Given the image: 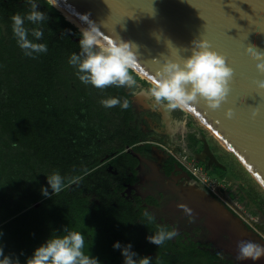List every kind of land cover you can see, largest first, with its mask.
Listing matches in <instances>:
<instances>
[{
	"label": "trees",
	"instance_id": "16d2710c",
	"mask_svg": "<svg viewBox=\"0 0 264 264\" xmlns=\"http://www.w3.org/2000/svg\"><path fill=\"white\" fill-rule=\"evenodd\" d=\"M38 3L50 20L43 25V39L36 42L46 43L48 52L33 59L18 47L11 27V16L27 12L29 6L25 0H0V245L4 254L24 264L25 232L37 248L51 235H63L68 226L84 234L86 254L100 264H124L121 250L113 248L117 241L132 245L138 254L134 259L147 256L152 264H186L165 248L172 241L159 247L147 240L159 227L140 218L134 204L123 196L125 185L137 182L136 159L125 152L140 137L132 126L131 102L120 111L122 116L116 113L107 122L96 109V91L76 86L85 93L84 100L71 92L76 91L78 77L68 60L80 52L79 41L74 40L81 38L80 31L47 0ZM131 74L141 80L133 70ZM107 91L114 94L111 97L130 98L125 87L109 86ZM116 107L119 113L121 108ZM107 155L113 157L103 163ZM109 166L117 173H110ZM54 172L65 178V187L48 198L41 189L52 193L47 176ZM189 251L184 258L194 261L188 264H217L218 257L198 251L195 244Z\"/></svg>",
	"mask_w": 264,
	"mask_h": 264
},
{
	"label": "rangeland",
	"instance_id": "374dc122",
	"mask_svg": "<svg viewBox=\"0 0 264 264\" xmlns=\"http://www.w3.org/2000/svg\"><path fill=\"white\" fill-rule=\"evenodd\" d=\"M140 79L137 80L135 87H125L126 93L131 97V106L135 115L132 126L143 140L137 147L144 148L141 153L134 149L126 151L136 159L137 182L133 185H125L123 191L125 199L134 204L140 218L146 220L144 214L149 213L155 218L153 226L177 231V235L169 240L172 242H168L165 248L173 253L172 256L181 257L183 263L194 261L184 258L190 254V246L193 244L198 246L203 242L204 248H208L210 253L218 252L230 256L225 260L218 257L217 262L221 261L220 264H264L262 257L257 261L237 258V246L240 241L235 231V221H237L242 230L251 234L253 242L264 245V189L238 159L222 147L190 113H187L188 117L185 118L184 130L177 132L175 136L171 137L154 128H146L150 120L160 124L163 113L149 108H138L133 104L137 93L148 92L150 88L149 81L142 77ZM74 81L75 87L86 86L78 78ZM86 87L92 88L99 94L96 109L101 111L104 120L110 122L116 113L122 116V108L118 113L117 107L105 108L100 103L101 99L114 95L111 91L107 89L99 91L91 85ZM77 90L79 89L76 87V91L72 89L71 92L75 93L78 99L84 100L85 93ZM194 130L196 133L190 134ZM205 146H208L217 158L221 165V174L213 170V165L206 157L201 158L205 153ZM111 158V155L106 156L102 162H109ZM108 171L117 173L113 166H109ZM38 205L35 204L33 207ZM224 209L228 210L236 220L221 222ZM30 238L31 235H26V232L23 234L27 258L36 249L31 244ZM256 238L259 239L258 242ZM2 244L6 245L5 242ZM230 259L234 261L231 262Z\"/></svg>",
	"mask_w": 264,
	"mask_h": 264
},
{
	"label": "water",
	"instance_id": "95a60500",
	"mask_svg": "<svg viewBox=\"0 0 264 264\" xmlns=\"http://www.w3.org/2000/svg\"><path fill=\"white\" fill-rule=\"evenodd\" d=\"M54 1L83 27L88 25L80 16L87 14L105 35L119 34L122 39L139 45V59L133 71L149 80L160 67L157 61L163 62L162 53L178 58L174 48L169 52L166 40L180 48L182 56L191 55L183 48H191L194 39L208 40L212 50L224 55L234 69L231 92L219 109H210L201 99L188 112L264 189V112L260 117H252L256 107L264 106V91L255 84L256 80H264V74L259 73L257 61L246 51L249 45L264 50V0ZM155 35L161 36V40L157 41ZM229 108L236 113L233 119L225 116ZM173 115L182 120L186 113L176 109ZM127 150L131 148L127 147ZM204 157L209 163L220 166L208 146H205Z\"/></svg>",
	"mask_w": 264,
	"mask_h": 264
},
{
	"label": "clouds",
	"instance_id": "9594fccd",
	"mask_svg": "<svg viewBox=\"0 0 264 264\" xmlns=\"http://www.w3.org/2000/svg\"><path fill=\"white\" fill-rule=\"evenodd\" d=\"M29 10L25 13H16L11 16L12 32L18 47L23 54L29 58H37L48 52L46 43H38L44 37L43 25L50 20L45 11H40L38 0H25ZM54 5V0H48ZM80 19L88 27L80 28V52L73 53L68 63L76 70L78 79L84 85H91L98 90L104 91L109 86L133 88L137 80L131 74L139 59V45L132 41L122 39L119 34L115 36L105 35L100 26L85 14ZM28 24L34 27H28ZM63 36V35H62ZM29 37H32L30 39ZM157 41L161 36H156ZM169 52L174 48L177 59L161 54V60L157 62L160 67L155 75L149 80L150 88L148 95L152 100L151 108L162 110L167 114L173 110H191L193 105L203 99L207 106L216 110L227 102L231 92V81L234 69L227 63L226 57L212 50L210 42L206 39H194L191 48H183L184 52L191 55H180L171 40L165 41ZM171 45V48L169 47ZM246 51L253 60L257 61L256 68L259 73L264 74V50L254 45H249ZM256 87L264 91V80H256ZM101 105L105 108L119 106L122 109L130 107L127 98L108 97L101 99ZM264 112V106H258L252 112V117H260ZM228 119L236 116L234 109L229 108L225 112ZM48 184L52 189H41L43 196L51 198L64 190L65 178L54 172L47 176ZM185 211H189L185 209ZM148 223H153L155 218L145 213ZM63 235H51L49 239L34 250L27 258L26 264H100L98 258L90 253L86 254V240L82 232L64 227ZM3 233L0 232V237ZM177 235L176 230H168L159 227L158 230L147 237V240L159 247L164 246L169 240ZM238 259L257 261L264 257V245L242 240L238 243ZM114 249L121 250L124 264H152L151 257L134 259L138 254L132 251V245H121L119 241L113 244ZM23 253H21L22 255ZM0 264H21L19 258L13 255H5L3 245H0Z\"/></svg>",
	"mask_w": 264,
	"mask_h": 264
},
{
	"label": "bare ground",
	"instance_id": "6f19581e",
	"mask_svg": "<svg viewBox=\"0 0 264 264\" xmlns=\"http://www.w3.org/2000/svg\"><path fill=\"white\" fill-rule=\"evenodd\" d=\"M54 5L65 15V17L67 18V20H69L72 24H74L75 26H77V28L80 30L81 27H83L82 25H80L77 21H75L71 15L66 12L63 8L59 7L56 2L54 1ZM139 76L142 77L143 79L149 81V79H147L145 76H143V74H140L138 72ZM134 104L138 107V108H149L154 110L153 108H151V103L152 100L148 95V92H141V93H137L134 97ZM159 112H162V122L159 123H153L151 120L148 124V126H145L146 128H154L156 129L158 132H165L168 135L175 136L177 132H181L184 130L185 126H186V119L188 117L187 113H190L188 111L184 112L186 113L184 119L179 120L178 118H176L173 115V111L169 112L167 114V117H165V114L162 110H157ZM224 147V146H222ZM225 148V147H224ZM226 149V148H225ZM227 150V149H226ZM201 158H204V154L201 155ZM204 160V159H203ZM227 220H236L234 219L233 215L228 211V210H222V215H221V222L227 221ZM236 222L235 225V231L237 232V236L239 241L242 240H246V241H251L253 242L252 237L250 236L251 234L246 231V230H242V228L238 225V222ZM262 259H264V257H262Z\"/></svg>",
	"mask_w": 264,
	"mask_h": 264
},
{
	"label": "flooded vegetation",
	"instance_id": "af4514ba",
	"mask_svg": "<svg viewBox=\"0 0 264 264\" xmlns=\"http://www.w3.org/2000/svg\"><path fill=\"white\" fill-rule=\"evenodd\" d=\"M129 100H130V102H131V97L129 98ZM133 104H134V102H133ZM132 107V106H131ZM136 108V107H135ZM159 118H161L160 116H158ZM187 130H188V121H187ZM193 133H196V131L194 130L192 133H190V134H192V135H194ZM197 135V134H196ZM143 142V140H142V138L141 137H139V142H137L136 144H134V145H132V146H127V147H130L131 149H134L135 151H136V148H138L137 146L139 145V144H141ZM166 143H168V142H166ZM127 147H126V150H125V152L127 151ZM144 148H138V150H140V151H137V152H142V150H143ZM144 152V151H143ZM212 152V151H211ZM128 153V152H127ZM213 153V152H212ZM214 155V154H213ZM107 156H109V155H107ZM204 156H205V153H204ZM113 157V156H112ZM216 158V157H215ZM208 161H209V159L208 158H206ZM170 160V159H169ZM216 160H217V158H216ZM212 165H213V170H217L218 168H219V170H220V166H218L217 164H215L214 162H212L211 163ZM218 174V173H217ZM183 237V236H182ZM188 241H185V243H187ZM189 244V243H188ZM196 245V244H195ZM205 247V244H203V242L200 244L199 243V245L197 246V248H198V251H205V252H207V251H209V249L207 248V249H205L204 248ZM205 249V250H204ZM209 253H210V251H209ZM212 254V253H211ZM218 254V255H217ZM229 254V253H228ZM214 257H220L221 258V260H225V258H230V256H228L227 254H224V253H218V252H215L214 254H212ZM228 256V257H227ZM230 261L231 262H233L232 261V259H230ZM220 262L221 261H218L217 262V259H216V263L217 264H220Z\"/></svg>",
	"mask_w": 264,
	"mask_h": 264
},
{
	"label": "crops",
	"instance_id": "0c3cea01",
	"mask_svg": "<svg viewBox=\"0 0 264 264\" xmlns=\"http://www.w3.org/2000/svg\"><path fill=\"white\" fill-rule=\"evenodd\" d=\"M153 123H159V122H156V121H152ZM162 122V121H161ZM160 158L162 157L161 155L159 156ZM158 158V157H157ZM257 239V242H258V238H256Z\"/></svg>",
	"mask_w": 264,
	"mask_h": 264
}]
</instances>
